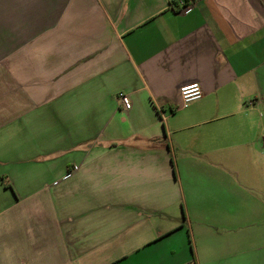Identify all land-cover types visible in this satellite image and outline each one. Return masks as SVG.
Instances as JSON below:
<instances>
[{"label": "crops", "instance_id": "0c3cea01", "mask_svg": "<svg viewBox=\"0 0 264 264\" xmlns=\"http://www.w3.org/2000/svg\"><path fill=\"white\" fill-rule=\"evenodd\" d=\"M188 2L0 0V264H264V0Z\"/></svg>", "mask_w": 264, "mask_h": 264}, {"label": "built area", "instance_id": "2783aa9c", "mask_svg": "<svg viewBox=\"0 0 264 264\" xmlns=\"http://www.w3.org/2000/svg\"><path fill=\"white\" fill-rule=\"evenodd\" d=\"M195 85L196 87L193 88L192 86ZM203 90L202 87L199 83H191V84H186L183 85L180 88V95L182 98V107L186 108L188 107L192 102L200 100L203 97ZM118 98L120 101V104L125 108V109H130L131 108V100L129 96L126 93L120 92L118 94Z\"/></svg>", "mask_w": 264, "mask_h": 264}, {"label": "rangeland", "instance_id": "374dc122", "mask_svg": "<svg viewBox=\"0 0 264 264\" xmlns=\"http://www.w3.org/2000/svg\"><path fill=\"white\" fill-rule=\"evenodd\" d=\"M256 175L257 176V181H261V182H264V171L262 170H258V169H252V177ZM226 179H229V177H227ZM252 189L253 190H262L264 191V185L262 184V187L260 188H255L253 185H252ZM264 193V192H262Z\"/></svg>", "mask_w": 264, "mask_h": 264}, {"label": "trees", "instance_id": "16d2710c", "mask_svg": "<svg viewBox=\"0 0 264 264\" xmlns=\"http://www.w3.org/2000/svg\"><path fill=\"white\" fill-rule=\"evenodd\" d=\"M173 7H175L176 5H178L179 0L176 2V0H170ZM183 2V5H181L180 7L178 6L177 10H181L182 8H185L186 6H188V0H181ZM6 187L8 188H12V186L10 184L6 183Z\"/></svg>", "mask_w": 264, "mask_h": 264}, {"label": "clouds", "instance_id": "9594fccd", "mask_svg": "<svg viewBox=\"0 0 264 264\" xmlns=\"http://www.w3.org/2000/svg\"><path fill=\"white\" fill-rule=\"evenodd\" d=\"M192 87H193V88H195L196 86H195V85H193Z\"/></svg>", "mask_w": 264, "mask_h": 264}]
</instances>
